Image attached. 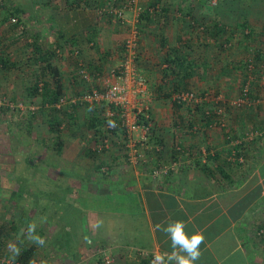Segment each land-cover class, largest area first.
<instances>
[{
    "label": "rangeland",
    "instance_id": "1",
    "mask_svg": "<svg viewBox=\"0 0 264 264\" xmlns=\"http://www.w3.org/2000/svg\"><path fill=\"white\" fill-rule=\"evenodd\" d=\"M79 7L94 11L97 19L109 20L110 26L119 28L118 41L123 52L125 41L133 38L134 32L137 59L139 38L143 36L154 39L147 45L154 47L156 55L165 50L161 57L153 53L155 57L146 58V61L154 62L152 67L163 69L160 70L162 78L158 74V80L157 72L154 76L148 75L154 82L150 93L152 98L165 99L178 117L186 115L190 108L175 106L172 99L177 93H171L170 83L163 78V65L166 66L169 52L174 54L180 50L188 53L191 59L202 56L206 62L209 57H215L216 61L218 55L220 57L231 49L227 45L233 41L221 42L212 38L211 34L218 25L224 35L230 32L228 24L220 22L222 14L227 23L238 22V27L241 26V29L236 28L239 40L233 44L238 45L239 55L243 57L237 62L236 69L241 72L234 80L236 88L228 93L221 91L218 83L214 90L211 76L202 73L199 66V73L194 78L193 73V79L187 80L183 91H191L198 97L209 91L206 97L214 104L210 102L205 111L193 110V113L220 118V130L235 127L230 130L240 132L244 137L264 133V122H256L258 126H255L251 117L264 113V48L261 47L264 44V0H0V54L9 56L11 64L16 63L7 70L0 67V264H16V258H12L7 248L9 242L17 244L21 250L33 247L32 264H41L42 261L45 264H108L106 259L111 261L109 264H136L139 257L134 250L128 253L120 247L109 250L95 239L103 236L94 233L88 210L84 207L89 204L87 196L82 197V191H87V187L81 184L79 176L76 178L78 173L88 175V171L76 169L72 162L60 157L64 145L60 133L85 129L84 120L92 119L98 109L74 101L81 92L70 89V86L64 87V77L56 64L61 50L56 53L57 48H52L55 49L54 55L46 64L41 63L40 57L34 53L35 43L41 50L50 43L45 42L46 36H42L41 31L37 32L45 24L48 14L59 15L67 8ZM113 11L121 15L114 16ZM146 12L148 21L141 20ZM204 19L207 22L211 19V22L206 24ZM37 36L42 37L40 41ZM207 38L213 41L206 42ZM136 64L134 67L137 68ZM79 68L85 70L81 65ZM53 69L60 71L57 79L63 87V95L58 102L44 106L40 95L28 96L27 90L36 83L54 91L56 77ZM226 76L230 78L228 74ZM245 87L249 92L244 101ZM167 94L170 96L165 97ZM240 99L241 105L238 106ZM217 109L220 114L215 113ZM206 111L209 115L205 114ZM93 124L90 126L98 128L94 121ZM242 136L232 143L240 142ZM244 139V142H250L248 137ZM67 140L68 144L73 141L70 137ZM31 223L37 225L36 234L45 239L44 247L26 239L27 226ZM22 231L24 235H21ZM88 240L91 243H87ZM149 259L150 262L152 258Z\"/></svg>",
    "mask_w": 264,
    "mask_h": 264
},
{
    "label": "crops",
    "instance_id": "2",
    "mask_svg": "<svg viewBox=\"0 0 264 264\" xmlns=\"http://www.w3.org/2000/svg\"><path fill=\"white\" fill-rule=\"evenodd\" d=\"M225 17L222 14L220 22L228 24L230 32L220 40H233L227 45L231 49L218 55L216 61L215 57L205 62L202 56H194L193 78L200 66L202 73L211 76L214 90L220 83V90L230 93L236 88L234 80L241 72L236 69L237 62L243 55H239L238 45L233 44L239 40L238 22L227 23ZM204 21L209 24L211 19ZM44 23L37 32L41 31L46 36L45 42L51 45H44L42 54L36 56L44 59L46 49L57 48L56 53L61 50L56 64L64 77V87L70 86L82 95L114 81L111 71L118 68L124 52L118 41L119 28L110 26L111 21H100L94 11L79 7L67 8L59 15L50 13ZM149 37L139 38L135 67L146 83L145 98L153 119L147 145L139 146L141 134L135 132L132 138L138 141L137 152L133 155L131 150L124 149V133L104 130L101 109L91 117L95 120H84L85 129L60 133L64 140L60 157L72 162L74 168L88 171V175L78 173L76 178L79 176L81 184L87 187L82 197L87 196L89 204L84 207L91 224L94 227L98 221L103 222L100 228L94 227V233L103 237L95 239L109 250L120 247L127 253L137 251V263L150 264L149 258L155 254L172 251L168 237L154 225L167 226L181 220L189 236L200 232L205 237L195 264H264V133L244 137L231 131L235 127L220 130V118L196 115L187 108L186 115L178 117L165 99L152 98L154 82L148 75L157 72V79L163 69L146 61L156 55L154 47L147 45L154 41ZM212 41L207 38L206 42ZM164 52L163 49L156 56L161 57ZM15 61L19 60L15 57ZM80 65L87 73L85 77L79 75ZM208 92L202 94L208 96ZM210 102L214 104L207 99L197 106L205 111ZM253 115L254 123L264 122V113ZM93 121L98 128L90 126ZM239 136L240 142L232 143ZM69 137L73 140L71 148ZM246 137L250 142L243 141ZM161 167L170 170L154 175Z\"/></svg>",
    "mask_w": 264,
    "mask_h": 264
},
{
    "label": "built area",
    "instance_id": "3",
    "mask_svg": "<svg viewBox=\"0 0 264 264\" xmlns=\"http://www.w3.org/2000/svg\"><path fill=\"white\" fill-rule=\"evenodd\" d=\"M113 14L114 16H116L115 14L121 15V13H114V11ZM135 34L134 32L133 38L131 36L130 39L125 41L123 59L119 67L111 71L114 81L106 84L102 89H91L74 100L81 104L101 109L102 118L104 119V130L106 132L119 131L124 133L125 143L123 147L128 149V151L131 150L133 155H135L138 148V141L134 142L133 134L135 132L141 134L139 146L147 145L153 127V119L146 103L147 98H145L147 86L143 77L137 73L134 67L138 56ZM79 73L83 77L86 76V71L83 69H80ZM248 92L247 87H245L242 94L244 101ZM206 96L198 97L191 91H184L174 95L172 100L182 107H191L206 101ZM239 105H241V99L238 101ZM215 113L220 114V109H217ZM205 114L209 115V112L206 111ZM109 120L114 121L116 127H109ZM168 170H170L169 167H161L155 170L153 174L167 173ZM110 262V260L106 259V263L109 264Z\"/></svg>",
    "mask_w": 264,
    "mask_h": 264
},
{
    "label": "trees",
    "instance_id": "4",
    "mask_svg": "<svg viewBox=\"0 0 264 264\" xmlns=\"http://www.w3.org/2000/svg\"><path fill=\"white\" fill-rule=\"evenodd\" d=\"M80 2V1H79ZM70 3V2H69ZM78 4V3H77ZM149 18V14L146 12L145 15L141 16V20L142 19H146L148 21ZM216 31L215 33L211 34L212 38L216 39V37L218 36V40L221 38H223L224 35V31L221 28V26L219 27V25L216 27ZM238 28L241 29V26H239ZM222 42V40H220ZM226 42L228 40H225ZM224 43V42H223ZM1 46V44H0ZM34 48H35V54L39 55L42 54V50L39 47V45H37V43L34 44ZM54 51L55 49H48V51L45 53V57L44 59H41V63H47L49 62V58H51V55H54ZM4 57V58H3ZM9 57V56H8ZM5 54H0V67L2 69H6L7 67L11 66V67H15V64H11L9 62V59ZM165 69L163 71V78L170 83L171 86V93L175 92V93H179V92H184L183 90H185V88L187 87L186 83L187 80L191 79L193 76L194 71L196 70V64L195 61L193 59H191L189 57L188 53L182 52V51H177V53L172 54L170 52V55L168 56V58H166L165 60ZM47 69V66L45 67V70ZM42 72L44 73V69L42 70ZM54 72V77H56V87L54 91H49V89H47L44 86L39 87L38 84H34L32 87L28 88V96H32V95H40L41 98V102L44 106L47 105H52L55 102L59 101V97L63 95V87L60 84V80L57 79V76L60 75L59 71L56 69H53ZM44 91V92H43ZM43 92V93H42ZM32 94V95H31ZM170 96V94H167L165 97ZM174 103V102H173ZM176 107H179V109L183 108L180 105H177L176 103H174ZM187 108V107H186ZM190 108L192 111L193 110H200V108L196 105L195 109L192 107H188ZM51 109L54 110V107H52ZM189 109V110H190ZM190 110V111H191ZM90 122L92 123V120H90ZM61 144V142H60ZM33 247H29L28 249H23L21 250V253L18 257H16V259L14 260V262L16 264H30V260L33 256ZM136 264H148V261L144 262H139Z\"/></svg>",
    "mask_w": 264,
    "mask_h": 264
},
{
    "label": "clouds",
    "instance_id": "5",
    "mask_svg": "<svg viewBox=\"0 0 264 264\" xmlns=\"http://www.w3.org/2000/svg\"><path fill=\"white\" fill-rule=\"evenodd\" d=\"M91 111V109H89ZM109 127H116L114 121H108ZM103 222L98 221L94 227L100 228ZM35 223H31L27 226L26 239L35 243L40 247L45 246V239L36 234ZM185 222L181 220H175L167 223V226L162 224H155L154 228L157 231L164 233L170 240V247L172 251L162 252L155 254L150 261V264H195L201 256L200 245L204 243L205 237L202 233L196 232L192 235H188L185 232ZM21 235H24V232H21ZM91 243L90 240L86 241ZM8 251L12 254V258L15 259L21 253V249L17 244L9 242L7 245ZM32 264V262H30ZM45 264V262H41Z\"/></svg>",
    "mask_w": 264,
    "mask_h": 264
}]
</instances>
